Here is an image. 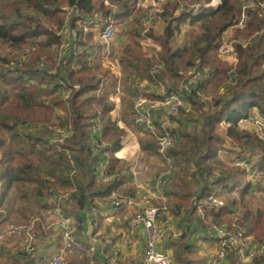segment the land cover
Returning a JSON list of instances; mask_svg holds the SVG:
<instances>
[{
    "label": "trees",
    "instance_id": "obj_1",
    "mask_svg": "<svg viewBox=\"0 0 264 264\" xmlns=\"http://www.w3.org/2000/svg\"><path fill=\"white\" fill-rule=\"evenodd\" d=\"M132 1L17 0L0 10V43L19 47V53L22 50L21 45H24L25 51H29L24 52L23 57L19 56L14 60L0 57V82L14 89L10 97L5 93V88L0 90V220L8 221L2 208L6 203L4 197L12 183L19 184L20 191L30 184L33 192L35 191L34 195L39 197L47 193L46 187L57 189L75 185L79 195V201L75 206L79 208L92 200L94 196L106 195L115 189L117 184L115 182L97 183L95 181V167L102 157L103 150L107 149L106 146L95 153L90 149L93 136L96 135L91 126L95 120H98L102 129L101 139L107 142L111 152L110 164L115 166L117 158L112 152L120 148L122 137L126 133L111 118L113 103L110 95L115 91V77L109 75L106 70L102 72L92 70L86 57L90 52L83 48L81 39L78 50L72 52L67 61L69 67L72 62L79 65L77 69L70 68L69 78L65 77L59 68L54 72L51 70L56 63L54 55L60 42V34L57 31L64 22V7L80 9V15H75V19L79 22L76 23L73 20L71 25L81 35L83 34L81 24L87 16L95 11L100 13V20L93 24L101 30L109 22L108 15L112 12L115 34L132 12ZM180 1L184 0H165L161 6L162 10L157 12L166 22L164 29L160 34L151 30L148 32L149 36L160 45L157 53L158 59L164 64L162 76L151 73L150 65L155 60L143 55L135 40L137 31L129 32L133 45L132 43L124 45L121 59L124 67L132 68L128 71L127 78L132 84L136 82L138 96L143 95L150 99L158 98L160 93L147 94L148 90L144 91L148 86L147 83L161 81L166 85V91H171L183 79V70L187 73L195 69L206 71L207 77L187 95L191 109L188 112L181 111L175 117L174 133L177 136V142L169 148L168 154L179 170H174L173 176L164 186L165 193L173 195V205L177 208H181V205L190 206L193 209L195 190L192 189L193 186L184 182L186 174H190L195 179V176H199L201 182L204 181L199 194H203L205 190L212 191L214 184L227 186L228 178L233 181L231 190L242 186L241 179L245 172L240 167L226 168L224 175L212 183L205 180L207 178L204 177V173L211 174L210 170L215 162H219L216 159V150L224 142V138L218 131L222 120L233 123L227 127V130L238 140L245 133L234 131L233 125H236L238 120L251 116L253 110H256L260 116H264V65L262 66L264 63V7L248 8V15L243 21L244 27L234 33L235 36L241 33L244 42H237L233 37L227 36L228 39L234 40L232 44L235 46L237 56L235 64L229 65L218 57L217 47L221 32L230 26H236L234 24L240 18V5L243 4V0H234V2L218 0L216 4L213 3L214 0H192L184 5L179 4ZM113 4L117 12L113 11ZM46 17L55 20L53 28L44 25L43 18ZM182 22L188 24L187 29L190 30L178 40L177 33ZM138 25L141 27L140 24ZM89 35L91 32L87 33L88 38H90ZM40 36L42 38H39ZM246 41H248L247 44H245ZM232 66L235 67V82L228 79L227 69ZM258 67L259 73L254 74ZM102 78H105L103 82L100 81ZM166 78L172 81L168 86ZM59 79H64L71 85L75 84L74 82L78 83V87L72 91L68 100H63L56 93ZM138 81L146 83L137 84ZM177 81L179 82L176 83ZM210 86H214L213 90H209L211 99L206 100V96L197 98L196 89L204 92ZM220 87H223L222 92L218 90ZM125 89L128 91L127 87ZM10 102H12L11 105L7 106ZM125 102L124 110L127 115H131V120L124 116V122L128 126L133 125L131 127L135 130L138 125L131 123L133 122L132 106L128 101ZM55 107L66 109L64 117L68 114L71 120L69 121L72 132L66 147L69 148L78 167L77 174L72 178L67 176L69 165L65 154L48 144V138L52 133L48 125L52 123L51 115ZM23 121L28 123L27 127L22 123ZM140 131L142 134L139 133ZM3 132H9L10 135L5 138L2 136ZM137 132L141 147L146 152L156 153L155 134L140 129H137ZM252 138L255 145L263 151L259 167L264 172V139L255 135ZM36 149L40 152L49 151L48 157L44 160L46 165L43 167L37 166L28 157ZM180 177L181 180H179ZM171 180L174 183L172 182L171 187L166 188ZM260 189L264 190V187ZM241 193H244L243 188ZM235 202L236 199L230 198L221 206L214 208L206 206L204 217H202L203 222L199 221L205 224L207 220L204 219L210 216L212 222H225L230 229L244 230L245 228V233H250L255 237L254 239H264V213L259 210L245 209L240 215L232 216ZM64 203H61L62 209L66 207ZM70 210L65 209V211ZM36 252L37 250L34 253ZM49 259L47 254H43L44 262L47 263ZM238 262L237 256L229 252V263L239 264ZM253 264H264L263 255L253 258Z\"/></svg>",
    "mask_w": 264,
    "mask_h": 264
},
{
    "label": "crops",
    "instance_id": "obj_2",
    "mask_svg": "<svg viewBox=\"0 0 264 264\" xmlns=\"http://www.w3.org/2000/svg\"><path fill=\"white\" fill-rule=\"evenodd\" d=\"M155 1L156 2L150 0L149 2L143 3V1L140 0H133L132 12L129 16H127V22L125 21L126 23L124 22L121 25L122 27L118 29V33L115 32L114 36L108 43L101 41L99 34L102 29L99 30V28L93 24L98 23L100 20V13L95 11L86 17V20L81 24L83 31V34L81 35L77 33L75 28L71 25L73 20H75L76 23L79 22L78 19H75V15H80V9L64 7V22L61 26V30H58V33L61 37L58 47L62 46L63 48V63L59 64L58 68L65 77L69 78L70 68L77 69L79 67V65L75 64L74 62H72L69 67L67 61L71 53L78 50L79 40L81 39L83 42V48L88 49V52H90V54L86 57L89 62L88 65L92 68V70L97 72L106 70L109 75H113L115 77V91L110 95V99L113 103L111 118L113 122L119 127L123 128L126 133L125 136L122 137L120 148L112 152L114 156H116L117 161L115 166H112L110 161L107 168L109 177L103 178V174L101 173V162L103 157H101V159L98 161L94 171L95 181L97 183L112 181L117 183L115 189L106 195L94 196L92 200L87 201L79 208L75 206V204L79 201V195L77 194L75 185H71L69 188H66L71 191L72 199L70 201H60V206L61 203L65 202L63 204L66 206L65 209H71L70 211H65V209H62V211L64 212V215L69 216V218L73 221L75 231L73 232V245L64 251L63 264H66L67 262H70L71 264H104V261L110 256L112 252H117L119 261L123 264H140L142 261V252L144 248L142 226L140 224L133 233H129L128 219L135 211L149 205L158 207L157 218L161 223L164 234L157 247L163 249L168 254L171 259V264H209L211 257L216 252L217 240L215 236L210 234V226L212 222L210 221V216L204 219L207 221L205 224H203L202 217L204 216H201L196 211L195 206L193 209L190 208V206L182 205L181 208H177L172 204V194L165 193L166 199L161 200L155 197L151 192L146 191L145 186L151 180L155 172L161 168L164 161L157 152H146L141 147L137 129H142L139 126H136L137 129H135V132V130L132 129L133 125H131V127L124 122V116L126 118L129 117L131 120V115H127L126 110H124V104L126 103L125 101H128L129 105L132 106L131 108H133V104L136 97H138L139 92L136 89V82L132 84V82L127 78L128 71L132 70V68L130 66L124 67L122 64V50L124 45L127 43H132L133 45L129 32L137 31L138 35H135V40L139 48L142 50L143 55L145 57L153 58L154 60L158 58L157 51L159 50L160 45L151 36H149L148 32L151 30L156 34H160L164 29L166 22L158 15L157 12L162 10V1L165 2V0ZM180 3L181 1L179 4ZM154 4L157 6L159 5L160 7L158 6L154 9L155 20H150V18L146 17V14L147 11H149L148 9ZM112 9L113 11L117 12V8L114 4ZM138 24H140L141 27ZM121 29L124 31L122 32V35L120 31ZM88 32H91V35H89L90 38L87 37ZM54 58L56 62L54 66H56L58 61L55 55ZM220 59L227 62L229 65H233L237 61V56H235V60L233 61L227 58ZM206 77L207 76H204L202 80H204ZM104 79L105 78H102L100 81L103 82ZM165 80L167 86L172 82L167 78ZM178 82L179 81L176 83ZM74 83L78 84L77 82ZM139 83L146 82L138 81L137 84ZM147 84L148 86L146 89H144V91L148 90L146 91L148 92L147 94L161 93L164 88L166 89V85L163 83L161 86H159L161 81L159 83L152 81ZM194 86H192L191 90L194 88ZM125 87L128 88V91L125 89ZM218 90L222 92L223 87H220ZM190 92L186 94V98ZM202 93V98L206 96V100L209 98L211 99V91H209L207 88ZM65 111L66 109L55 107L51 115V122L55 121L56 116L65 113ZM253 114L258 113L256 110H253L252 115ZM66 118L67 117H64L63 120ZM247 118L248 117L242 118L243 120H238L236 125H233V129L235 132L240 133L244 131L254 136V126ZM67 120H65V122H67ZM22 123L25 124V127L28 126L27 122L23 121ZM230 124L233 123L224 119L221 121L220 127L218 129L220 135L224 138V142L216 150V159L219 162H215V165L210 170L211 174H207L206 172L204 173V177L207 178L205 180H209L211 183L212 181L221 178L224 175L226 168L231 166L239 167L232 164L231 162L230 155L231 153H234L238 140L236 137H233L228 133L227 127H229ZM236 127H240L242 130H235ZM139 133L142 134V131ZM257 137L264 139V130L262 131L261 136ZM104 142L106 143V150H108L109 157L111 158V152L109 151L108 147L109 145L106 141ZM226 148L229 149L227 152L228 154L223 152V149ZM255 151L258 155L262 153L263 156V151L258 145L255 146ZM77 170L78 167L76 168L75 174H77ZM75 174L73 176H75ZM185 176L187 179L192 178L190 174H186ZM195 177L196 179L193 177V180H196V182L193 185L190 184L193 186L192 189L195 190L193 204L196 202L194 197L202 195L199 194V190L201 189L204 182H201L199 176ZM172 182L173 181L171 180L169 182L170 184L166 188L171 187ZM226 185L227 186L223 187L220 184H214L211 192H214L219 197L220 195L218 194L222 193H225L227 196H229L228 191H233L235 189H238L241 192V188H243L244 193L251 190L264 191L259 189L257 185L253 183V180L245 173L241 179L240 185L242 186L231 190L233 181L230 178L227 179ZM8 191L9 189L7 192ZM206 191L210 190H205L204 192ZM7 192L4 198H6ZM114 194L116 196H131L135 198L137 202H126L116 209H112V198ZM45 199L48 201V204L52 205V209H54L56 204L59 203V201L57 202L55 199H53L48 192ZM2 206L3 204L1 207ZM246 207L247 208L243 207L240 213L236 212V215H240L245 209H248L249 211H263V209H261L259 206H256L255 208H249L248 206ZM234 209L231 212L232 216H235ZM41 220L42 219H40V217L31 216L27 221H25V223L32 221L33 228L37 232L43 233L42 235L38 234L37 252L33 254H25L21 250L18 252L16 246H10L11 244L7 243V240L11 237H18L20 242L21 236H4V238L0 240V264H15L16 262L19 264H46V262L43 261V254H47V256L50 258L58 252L62 245V234L60 233V229L55 227L50 228L52 234H48L43 228L44 223L48 221V219H46L45 222H41ZM199 220H202V222ZM6 221V219L0 221V230L7 223ZM19 223H24V221ZM222 224L226 225L225 222ZM174 229H180L182 231V236H173L172 230ZM246 234L251 236L254 240L255 237L253 235L248 232ZM29 259L31 260L29 261ZM237 259L239 264H253V259L245 262L239 260L238 257ZM223 264H230L229 254L226 256Z\"/></svg>",
    "mask_w": 264,
    "mask_h": 264
},
{
    "label": "built area",
    "instance_id": "obj_3",
    "mask_svg": "<svg viewBox=\"0 0 264 264\" xmlns=\"http://www.w3.org/2000/svg\"><path fill=\"white\" fill-rule=\"evenodd\" d=\"M173 1V0H170ZM261 6L264 7V0H244L241 15L238 21L234 24L236 26H242L244 19L248 15V8ZM155 12L152 10L147 11L146 17L152 18ZM109 22L102 29L99 36L102 42L108 43L114 34L115 28L112 23L113 13H109ZM223 30L220 35V42L217 47V55L219 58H227L229 60H235L236 50L232 42L233 39H228L227 34ZM59 31H57L58 33ZM248 41L245 42L247 44ZM63 48L59 46L55 52L57 59V65L53 67L52 72L57 70L58 65L63 63L62 60ZM20 64V63H19ZM235 67L232 66L227 69L228 79L235 82ZM150 71L154 75H163L164 64L160 59H156L150 65ZM206 76V71L201 69L191 70L180 81L178 86L171 90H164L160 93V96L156 99H150L144 96H138L133 104L132 121L135 125H138L142 130L146 132H152L156 138V151L163 159V165L153 175L151 180L145 186L147 192H151L155 197L161 200L166 199L164 190L165 184L170 180L174 174V165L171 157L168 154L169 148L173 147L177 142V136L174 133L176 126L175 117L181 113V111L188 112L191 109L190 102L186 98V94L191 91L192 86L194 88L201 82L203 77ZM162 85L159 84V86ZM78 87L77 84H70L64 79L58 80L56 86V93L64 100H68L72 91ZM197 98L203 97L200 89H196ZM254 126L253 133L257 136H261L264 130V116L259 114H253L248 117ZM243 120V119H242ZM70 122H67L68 124ZM92 131L96 134L93 136L90 149L93 153L97 152L101 148H105V142L101 139V124L98 120H95L91 126ZM235 130H242L240 127H236ZM72 127L70 124L62 126L56 132H53L49 136L48 140L56 149L62 151L69 165L68 175L73 176L76 172L77 164L69 148L65 147L66 141L71 137ZM255 143L251 134L244 133L241 137V142L236 143V149L234 153H231L232 164L244 169L245 174L253 180V183L257 187H264V172L259 167V162L262 158V153L259 155L255 151ZM229 149H223V152L228 154ZM101 162V173L103 178L109 177L107 172L108 165L110 163V157L106 149L103 150ZM1 158V153H0ZM49 195L55 199L58 204L53 209L55 217L52 220H48L44 223L43 228L48 234H52L50 228L60 229L62 234V245L58 252L50 257L46 264H63L64 251L70 248L74 243L73 232L75 226L69 216L64 215L60 206V201H70L71 191L60 190L55 191L49 189ZM195 209L201 215L204 216L206 206L218 207L225 203V200L219 198L214 192L206 191L202 195L195 196ZM112 209H116L126 202H137V200L131 196H116L112 198ZM111 209V208H110ZM158 207L149 205L140 210L135 211L128 219L129 233H133L134 230L141 224L142 234L144 238V248L142 252V261L140 264H171V259L168 254L157 247L159 241L163 237V228L160 221L157 218ZM2 221V220H0ZM0 230V240L4 236L19 235L21 240V251L25 254H32L37 250L38 234L33 228V222L28 223H12L8 222ZM210 234L216 237L217 249L215 254L211 257L209 264H223L226 256L229 252L235 253L239 260L245 262L250 261L253 258L264 255V239H254L245 233L241 228L230 229L226 225L217 222H211ZM180 229L172 230L173 236L181 235ZM253 240V241H252ZM252 243V244H251ZM104 264H123L119 261L117 252H112L108 258L104 261Z\"/></svg>",
    "mask_w": 264,
    "mask_h": 264
},
{
    "label": "rangeland",
    "instance_id": "obj_4",
    "mask_svg": "<svg viewBox=\"0 0 264 264\" xmlns=\"http://www.w3.org/2000/svg\"><path fill=\"white\" fill-rule=\"evenodd\" d=\"M12 1H17V0H0V10H2L6 5H8ZM140 1H143V3H146V2H149L150 0H140ZM153 1L156 2L155 0H153ZM190 1H192V0H184V1H181V4L184 5L186 3H189ZM217 1L218 0H214L213 1L214 4H216ZM231 1L234 2V0H231ZM163 3H164V1H162V5H163ZM242 5L243 4L240 5L241 9H242ZM158 6L156 4H154L148 10H152L155 12L154 9L157 8ZM152 19L155 20V17L153 16L152 18H150V20H152ZM54 21H55L54 19H49L47 17L43 18L44 25L45 26H51L52 28L54 26L53 25ZM188 27H189L188 24H185L183 22L181 23L180 29L178 30V33H177L178 40L182 39L184 34L190 30V29H187ZM243 27H244V25L243 26H230L227 29H225L226 30L225 32H226L228 38L233 37V39L236 40L237 42L238 41L244 42L245 40L242 38L241 33H239L238 36L234 35L235 32H237L238 30H241ZM60 30H61V28L59 29V31ZM120 31H121V35H122V32H124V31L122 29ZM259 36H260V34H259ZM263 37H264V33H263ZM39 38H42V36H40ZM60 39H61V37H60ZM36 40L38 41V39H36ZM21 46L22 47H20V48H22V50L19 53V50H20L19 47L16 48L15 46H7L4 43H0V57L4 56V57H7L9 60H14L15 58H19V56L23 57L24 52L28 53L29 51H25L24 45H21ZM263 65H264V63L262 64V66ZM259 71H260V69L258 67L256 69V71L254 72V74L259 73ZM186 75H187V71L183 70V73H182L183 77L182 78H184ZM4 84H5L4 82H0V90L5 88V93L7 94V96L8 97L12 96L13 95L12 91H14V89H11L10 85H8V84L4 85ZM213 88H214V86H210L208 88V90H210V89L213 90ZM11 103L12 102L8 103L7 106H10ZM65 115H66L65 113H62L61 115L56 116L55 121H52V123H49L48 126L53 130V132H56L62 126H65L68 124L71 125V122H70L71 120H70L69 116H67V118L63 120ZM67 119H69L70 121ZM65 120H67V122H70V123L66 124L67 122H65ZM71 127H72V125H71ZM135 132H136V130H135ZM9 135H10L9 132H3L2 133V136L5 138L8 137ZM67 142L68 141H66V143ZM240 142H241V137L238 139V143H240ZM66 143H65V147H66ZM48 144L53 146L51 143H48ZM54 148L56 149V147H54ZM56 150H58V149H56ZM58 151H60V150H58ZM48 154H49L48 150H46L45 152H40L39 149H36L34 152L29 154L28 157L35 164H37V166L41 165L43 167L46 165V162L44 160H45V158L48 157ZM171 160H172L173 165L175 166V170L176 171L179 170L178 166L175 164L172 157H171ZM180 176H181V173H180ZM70 178H72V177H70ZM179 180H181V177ZM177 181H178V179H177ZM184 182H187L189 185L190 184L193 185L196 182V180H193V178L187 179L186 176H184ZM27 186L22 188L21 191L19 190V184H17V185L14 184L11 188H9V191L7 192V196L5 198L6 203L3 206V209L6 213L8 222H12V223L18 222L19 223L21 221H24V223H25V221H27L31 216L40 217V219H42L41 222L42 221L45 222L46 219L52 220L55 217V213L53 212L52 205L48 204V201L45 199L47 193H45V195L42 197L36 196V195H34L35 191L33 192L31 185L27 184ZM49 189L54 190L55 188L46 187L45 191L49 193V191H48ZM60 190H68V189L59 188V187L57 189H55V191H60ZM228 194H229V196H227L225 193L218 194V195H220L219 197H221L223 200H225V202L228 201L230 198H231V200L236 199V202H235L236 204L234 206L235 216H237L236 212L240 213L242 211L243 205H246L249 208H255L256 206H259L261 209H263L262 212H264V191L251 190L249 192L241 193L240 190L235 189L233 191H228ZM23 198H26V199H23ZM7 243H10L11 244L10 246H16V249L18 250V252H19V250H21V244H19V238L18 237L8 238ZM5 246H7V245H5Z\"/></svg>",
    "mask_w": 264,
    "mask_h": 264
}]
</instances>
